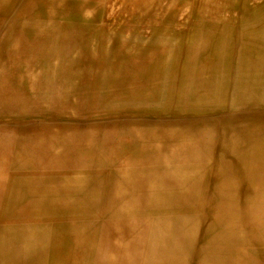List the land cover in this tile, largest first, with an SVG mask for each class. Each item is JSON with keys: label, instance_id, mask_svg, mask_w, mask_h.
Segmentation results:
<instances>
[{"label": "rangeland", "instance_id": "obj_1", "mask_svg": "<svg viewBox=\"0 0 264 264\" xmlns=\"http://www.w3.org/2000/svg\"><path fill=\"white\" fill-rule=\"evenodd\" d=\"M14 1L15 5L16 3L18 5L19 2L22 4V9H19L18 13L16 9L12 8L15 6L13 1L8 13L2 9V12H0V129L3 130L2 132L0 130V132L7 136L11 134V128L15 125L16 119L21 117L65 118L76 115L77 118L82 114L84 115V113H88V111L95 114L96 117L100 115L97 112L102 111L142 109L140 111L147 115L164 114L174 116L189 114L187 117L191 118L194 116L201 117V115H206L208 112L217 111L225 112L226 118H239L240 116L237 115L244 114L245 111V114H247L250 111L260 112V109L264 110V102H259L258 106L263 107L259 109L256 106L257 101L251 103L256 108H249L251 104L247 101H252L255 95L247 91L240 92L241 96L231 95V99L225 104L211 105L196 102L198 95L189 94L182 96V99L169 94L172 99L171 102L161 104L167 93L159 94L160 92L157 93L150 86L148 88L144 86L136 87V89L132 88V90H135L132 91V94H127L131 90L128 89L129 86H125V89L124 87H118L114 89L117 95L107 94L103 97L100 94L101 89L97 82L100 75L106 78L113 77L112 72L124 68L129 69L132 64H136L141 68L146 63L145 60L156 52L159 46H165L161 44L162 41L168 44L170 41L178 43L181 38L177 35L178 31L173 30L168 24H165L166 26L162 24L154 26L146 22L139 23L135 14L129 15V17H119L116 13L119 8L118 5H114V0H87L86 4L81 1V9H91L92 12L77 11L76 13L66 12V9L69 8L62 5L58 6L59 0H43V5L38 0ZM39 5L42 6L39 7ZM42 7H45L44 9L53 8L57 14L51 17V20H46V18H43L44 16L34 19L37 11ZM196 14L194 10L192 14H189L186 22L190 24L195 19ZM71 26L77 27L79 32L82 31V34L85 35L83 39L90 42L88 46L84 45L86 49L91 51L90 56L81 55V49L84 50V48L80 46L65 43L63 40L59 42L62 39V37L60 38L61 33H65L68 29L72 30ZM24 29L25 31H23ZM22 31L23 33H21ZM78 35L80 36L79 33ZM43 39L44 42H42ZM55 40L57 41L55 42ZM25 53L28 57L25 56ZM263 57L264 54H262V57L260 56V58ZM74 61L80 67L83 64L82 61L86 62L85 65L91 66L93 70L92 77L84 75V73L79 75L81 71H77V68L76 72L70 69L71 65L74 66ZM102 62H105L104 65ZM90 69L88 71H92ZM109 73H112L110 77L107 76ZM28 74H31L34 78L28 76ZM122 79L126 81L128 78L123 76ZM145 81L144 78L141 79L143 84H145ZM49 89L51 92H49ZM162 89L166 90L164 86ZM96 98H103L105 101L108 98L121 101H106L101 106H98L95 102H88L89 100H96ZM124 100L125 102H122ZM100 108H106V111ZM6 109L7 111H5ZM205 111L208 112L205 113ZM228 122L226 125L231 124L232 121ZM218 131L216 129V135L213 136V141L208 145L209 148L207 149L210 151H215L219 147L217 141H219L221 133ZM234 132L232 134L236 140L241 139L249 145V140L244 133L234 134ZM242 153L230 152L224 156L230 159L233 166L231 167L232 170L228 169L229 172H236L239 178V184L236 187L234 185L233 187L224 188L216 184L214 171L209 170L204 185L205 198L194 202L184 199L183 202L181 201L180 206L176 205V207H173V205L172 207H166L171 203L163 206L158 205L159 209L152 204H111L112 198L106 200L108 196L101 189L105 186L98 185L97 180L103 178V173H105L101 172L95 176V187L91 186L92 190L90 192L92 191L91 197L94 201V204L90 207L91 209L89 208L91 211L89 210L88 213L85 211L83 214L78 209V213L75 215H64L62 207L67 204V201L65 202L62 199L64 195H54L47 189V184L54 182V180L48 182V180L40 181V177L36 180L23 178L20 171H10L6 166L1 165L0 263L3 258L7 257L9 259L8 264H18V262L19 264H26L28 261L30 264H237L247 263L248 256L253 254L251 253L253 251H258V256L261 258L264 256V233L258 234L257 229L264 228V188H260L258 192L259 198L263 199L261 200L256 197L257 191L247 185V181L253 173L251 171L254 170V167L250 164L253 157L244 151ZM246 161L250 166L243 164ZM2 162L4 163L5 160L0 158V164ZM235 162H237V166H235ZM14 180L16 181L14 182ZM18 180L19 182H17ZM103 181L104 184L107 183V186L111 187L109 180L103 179ZM39 182L41 184L37 185ZM36 185L39 189L38 192L41 193L39 195L42 196L40 197L45 203L35 206L36 211L31 214H19L18 211L23 209V204L32 200L30 191L36 188ZM230 190H233L232 192L236 196L233 206L235 208H231V200L226 201L233 194ZM10 195L15 196L11 198V201H13L11 207L9 206L11 202L9 201ZM75 195L82 199L78 192ZM212 197L218 198L219 202L213 207H208L214 214L208 216L204 214L203 207H200V205H208ZM48 202L60 203H55V206L50 207L47 206ZM63 202L64 205H61ZM68 202L70 201L68 200ZM71 202H77V200L72 199ZM7 207L10 209H7ZM56 240L57 242H55ZM14 241L16 244H13ZM34 244L37 248L34 247ZM52 249L56 254L51 251ZM243 253H246V255L243 256ZM57 255L60 257H57ZM133 255L135 257H132ZM25 257H27V260Z\"/></svg>", "mask_w": 264, "mask_h": 264}, {"label": "bare ground", "instance_id": "obj_2", "mask_svg": "<svg viewBox=\"0 0 264 264\" xmlns=\"http://www.w3.org/2000/svg\"><path fill=\"white\" fill-rule=\"evenodd\" d=\"M12 1L13 5H15L14 0H0V12L6 10L8 13ZM38 1H40V3L44 2L43 0ZM71 1L73 2L71 3ZM81 1L85 4L87 3V0H59L58 6L62 5L69 8L66 9V12H92L91 9H81ZM127 1L131 6L145 8L151 5H157L155 1L158 2L159 0ZM187 1L189 6L194 8L197 14L195 19L188 24L189 29L187 28L180 36L179 42L170 41L168 44L162 41L161 44L165 46H159L158 50L145 60L146 63H144L141 68L136 64H132L131 67L133 68H124L112 72L114 74L113 77H110L112 73L107 75L110 78L100 75L97 79L98 81L95 79L98 85H100V94L103 97L107 94L114 95L116 94L115 88L124 87L125 89V86H129L128 89H131L127 94H132V91H135L132 90V88L136 89V87L139 86L148 88V86H150L151 89H155L157 93L160 92L159 94L167 93V96L162 99L161 104H169L171 102L172 99L169 97V94L181 99L185 94L186 96L189 94L198 95V100L194 101L211 105L217 103L225 104L229 102L231 95L241 96L240 92L247 91L255 95V98H253L254 100L252 99V101L247 102L251 104L253 101L254 103L257 101L256 106L259 109L263 108L258 106V104L259 102H264V57L260 58V56L262 57V54H264V0ZM42 5H39V7ZM15 6L12 8L16 9L18 13V10L22 9V4L19 2L18 5L16 3ZM44 8L45 7H42V9L37 11V15H35L34 19H37L39 16H44L43 18H46V20H51V17L57 14L53 8ZM132 8L119 9V12L126 11L129 14L133 12ZM185 10L186 9H175L172 6V9L164 10V13L168 12L167 14L169 15L163 16L165 18L168 16L167 18L174 19L179 11L183 12ZM140 11L150 12L151 10L140 9ZM32 14L34 15L35 13ZM164 19L161 20L163 21ZM44 23L46 22L44 21ZM30 26L29 24V27ZM36 28L39 29L38 27ZM71 29L72 30L68 29L65 33H61L60 38L62 37V39H60L59 42L63 40L65 43L73 44L77 47L80 46L84 48V50L81 49L82 52H80V54H83V56H90L91 51L84 46H88L90 42H88L87 39H83L85 35L82 34V31L79 32L77 27H72ZM23 31H25V29ZM23 31L21 33H23ZM12 32L14 31L12 30ZM17 33L19 34V32ZM81 40L84 41L81 42ZM56 41L57 40H55V42ZM42 42H44V39ZM25 56H27L26 53ZM82 63L84 64L86 62L82 61ZM103 63L105 62H102V64ZM83 64L82 67H80L74 61V66L71 65L70 69L76 72L77 68V71H81L79 75H83L84 73V75L91 76L93 73L91 66ZM89 69L92 71H88ZM29 75L31 76V74H28V76ZM123 76L128 79L124 81L122 79ZM32 78H34V76ZM142 78L146 80L145 84L141 82ZM163 86L166 90L162 89ZM49 92H51L50 89ZM114 100L121 101L112 98H108L106 101L113 102ZM106 101L103 98H96V100H89L88 102H95L98 106H101L102 103L104 104ZM122 102H125V100ZM249 108L254 109L256 107L251 104ZM7 109L5 111H7ZM100 109L105 110L103 108ZM140 110L142 109L102 111L97 112V114L100 115L96 117L95 114H91L88 111V113H84L86 116L82 114V116H78L77 118L75 117L76 115H68L75 118H18L15 121V125L11 128V134L9 136L1 133L3 130L0 129V158L5 160L0 166H6L10 171H20L23 174V178L36 180L40 177V181L48 180V182L54 180V182L47 184V189L54 195H64L62 199L65 202L67 201V204L64 205V202L61 204L64 205L62 207L64 215H75L78 213V209L83 214L85 211L88 213L91 209L90 207L94 204L93 197H91L92 191L90 192V190H92L91 186L93 188L95 187V176L101 172L105 173H103V178L97 180L98 185L105 186V188L101 187V189L108 196L106 200L112 198L111 204H152L159 209V206L171 203L166 207H172V205L176 207V205L180 206L181 201L184 199L194 202L195 200H202L205 198L204 185L206 182V174L209 170L214 171L213 174L216 177V184L224 188L233 187L234 185L236 187L239 184V178L236 172H229L233 166L230 159L224 156L230 152H241V154H243L242 152L244 151L253 157V159L250 160V164L254 167V170L251 171L253 173H251L247 181V185L251 186V189L257 191V198L260 197L258 192L260 188H264L263 109H260V112L256 110L250 111L247 112V114H245V111L244 114L241 113L237 115L240 116L239 118H226L225 112L217 111H212L210 113L205 111V113L208 112V114L201 115V117L194 116L189 118L187 117L189 114H177L174 116L164 114L147 115ZM227 120L232 121L231 124L226 125L228 122ZM216 129L221 133L219 141H217L219 147L216 149L217 151H210L207 148H209L208 145L213 141V136L216 135ZM234 130L236 131L234 132ZM233 132L234 134L244 133L249 140V145L241 139H239L241 142L236 140L232 134ZM222 156L224 158H221ZM243 164H248L247 166H250L247 161ZM235 166H237V162H235ZM1 178L2 175L0 172V183L2 180ZM103 179L109 180L111 187H108L107 183L104 184L105 182ZM15 181L16 180H14V182ZM17 182H19V180ZM39 184H41V182L37 183V185ZM37 185L36 188L30 191L32 200L23 204V209L18 211L19 214H31L36 211L35 206L45 203L41 198L42 196L39 195L41 193L38 192L39 189H37ZM230 191L233 193V190ZM77 192L81 195L82 199L75 195ZM234 194L235 193L231 194L226 200L227 202L229 200L232 201L230 205L231 208H235L233 207L236 201V196ZM13 197L10 195L9 201H11ZM72 199L75 201L77 200V202H71ZM259 199L263 200L262 198ZM68 200L70 202H68ZM12 202L13 201L10 202L11 204L9 203V206L12 205ZM218 202V198L212 197L208 205H200V207H203L205 215L211 216L214 214L208 207H213L217 205ZM55 203L58 204L60 202ZM55 203L48 202L47 206H55ZM65 206L75 207L65 208ZM7 209L10 208L7 207ZM257 233H264V228H258ZM55 242H57V240ZM13 244H16L15 241ZM51 251H53V249ZM251 253L253 254L248 256L247 264H264V256L260 258L258 256V251H253ZM245 255L246 253H243V256ZM57 257L60 256L57 255ZM132 257L135 256L133 255ZM26 258L27 257H25V259ZM8 261L9 259L7 257L3 258L0 264H8Z\"/></svg>", "mask_w": 264, "mask_h": 264}, {"label": "crops", "instance_id": "obj_3", "mask_svg": "<svg viewBox=\"0 0 264 264\" xmlns=\"http://www.w3.org/2000/svg\"><path fill=\"white\" fill-rule=\"evenodd\" d=\"M114 1H115L114 5H118V8L119 9H131L133 7L132 8L133 9V12L132 13H129V14L130 15L135 14L136 15V20L139 23L145 21L146 23H149V24L154 25V26L156 24H162V25L168 24V25L171 26V28L173 30L178 31V34L177 35H179V36H181L183 34V32L185 30H187V28L189 29L188 23L186 21H187V18L189 16V14H192L194 12V8H191L189 6L187 0H159L158 1L159 3L157 1H155V3L157 5L159 4L158 6L157 5H151V6L145 7V8L140 7V6H131L129 3H127L128 2L127 0H125V1L124 0H114ZM126 5H127L128 8L126 7ZM172 6L175 9H182V10L186 9V10L183 11V12H180L179 11L174 19L167 18L168 16H166V18H165L163 15H169V14H167L168 12L167 13L166 12L164 13V10H166V9H172ZM134 7H136V8H134ZM119 9H118V12H119ZM140 9H150L151 11L150 12H148V11H140ZM118 12H116V13H117V15L119 17H120V15L123 16V17L124 16L125 17H128L129 16V14L126 11L119 12V13ZM141 12H144V13H141ZM149 15H151V16H149ZM161 19H164V20L162 21ZM158 22H160V23H158ZM152 36H155V35H152ZM237 264H247V263H237Z\"/></svg>", "mask_w": 264, "mask_h": 264}]
</instances>
